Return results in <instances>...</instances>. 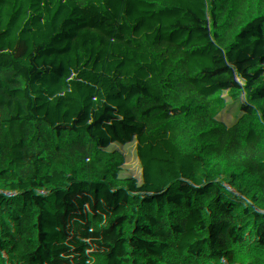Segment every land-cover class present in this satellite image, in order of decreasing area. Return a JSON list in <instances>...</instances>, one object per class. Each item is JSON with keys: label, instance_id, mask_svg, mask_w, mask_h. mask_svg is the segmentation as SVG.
I'll return each mask as SVG.
<instances>
[{"label": "trees", "instance_id": "16d2710c", "mask_svg": "<svg viewBox=\"0 0 264 264\" xmlns=\"http://www.w3.org/2000/svg\"><path fill=\"white\" fill-rule=\"evenodd\" d=\"M0 264H264V0H0Z\"/></svg>", "mask_w": 264, "mask_h": 264}, {"label": "rangeland", "instance_id": "374dc122", "mask_svg": "<svg viewBox=\"0 0 264 264\" xmlns=\"http://www.w3.org/2000/svg\"><path fill=\"white\" fill-rule=\"evenodd\" d=\"M33 11L35 12V6L32 4ZM186 239L184 242L178 245V250L182 252L186 257H191L195 250L198 248L200 245V234L187 231L186 232ZM179 241V240H178Z\"/></svg>", "mask_w": 264, "mask_h": 264}, {"label": "built area", "instance_id": "2783aa9c", "mask_svg": "<svg viewBox=\"0 0 264 264\" xmlns=\"http://www.w3.org/2000/svg\"><path fill=\"white\" fill-rule=\"evenodd\" d=\"M138 6V4H136Z\"/></svg>", "mask_w": 264, "mask_h": 264}]
</instances>
